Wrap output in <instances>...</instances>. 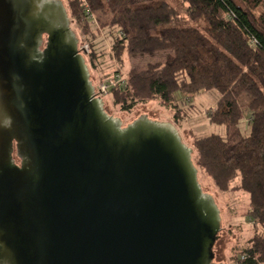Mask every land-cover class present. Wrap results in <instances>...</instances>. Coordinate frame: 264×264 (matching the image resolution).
Wrapping results in <instances>:
<instances>
[{"label":"water","instance_id":"1","mask_svg":"<svg viewBox=\"0 0 264 264\" xmlns=\"http://www.w3.org/2000/svg\"><path fill=\"white\" fill-rule=\"evenodd\" d=\"M90 75L64 0H0V264H223L193 147Z\"/></svg>","mask_w":264,"mask_h":264},{"label":"trees","instance_id":"2","mask_svg":"<svg viewBox=\"0 0 264 264\" xmlns=\"http://www.w3.org/2000/svg\"><path fill=\"white\" fill-rule=\"evenodd\" d=\"M264 0H68L71 19L91 44L89 61L97 66L103 46L120 64L125 57L169 51L162 61L115 71L107 95L131 112L158 100L174 110L198 94L220 98L209 121L224 125L239 139L193 130V162L216 187L250 195L248 215L257 229L236 264H264ZM89 12L96 24L88 21ZM105 43V44H104ZM110 81V80H108ZM250 130L242 135V123Z\"/></svg>","mask_w":264,"mask_h":264},{"label":"rangeland","instance_id":"3","mask_svg":"<svg viewBox=\"0 0 264 264\" xmlns=\"http://www.w3.org/2000/svg\"><path fill=\"white\" fill-rule=\"evenodd\" d=\"M67 11L68 10V0H64ZM264 11V3L261 4L255 10L256 14H260ZM70 16V11H69ZM72 28L77 33L79 38V48L80 50L87 46L89 51L83 53L86 56L88 66L90 67V77L93 80L95 88L100 85L102 81L111 79L115 71L120 70L125 76L131 68H145L151 62L162 61L168 57L169 51H159L158 53H146L136 56L125 57L122 64L116 61L111 54V47L104 45L103 51L100 52V57L97 59V66H93L89 61V52L91 51V44L88 40L89 35H85L81 32V29L76 25V23L71 19ZM105 44V43H104ZM220 94L216 91H209L198 94L187 99L185 103H182L183 108L188 109V113L184 118L180 120L174 119V110L161 105L158 100H153V102L142 103L133 108L131 112L124 111L120 106H116L112 103L111 99L103 97L105 99V109L110 112V114L115 117H120L124 125L130 124L133 119L138 118L142 113H147L148 117L152 120L156 119L159 121H171L180 130L183 141L188 145H193V140L189 135V131L193 130L196 133L211 134L216 133L219 135H228L230 138L239 139L235 133H228V128L224 125H217L209 121L207 114L210 108L214 107ZM250 126H248V121L244 119L242 123V135L248 134ZM199 182L202 185L205 192L214 195L216 203L220 208V216L222 218L221 225L222 230L219 233V237L216 239L215 245L213 247V252L215 254L213 261L220 262L223 264H236L235 259L240 254L243 247L249 241L257 229L254 222L251 221L248 215L251 205L250 195L243 191H220L215 184L209 179V177L204 173L199 171ZM231 229V230H230Z\"/></svg>","mask_w":264,"mask_h":264},{"label":"built area","instance_id":"4","mask_svg":"<svg viewBox=\"0 0 264 264\" xmlns=\"http://www.w3.org/2000/svg\"><path fill=\"white\" fill-rule=\"evenodd\" d=\"M88 21H90V23L92 24H96L98 21H96V18L94 16V14H92L91 12H89V16H88ZM86 51H89L87 46H85ZM85 49H81L80 52L83 54L85 53ZM110 80V81H108ZM114 83V81H111V79H107L105 81H102L100 83V85H98L97 87V94L104 97L105 95H107L108 90H109V86ZM102 90V91H101Z\"/></svg>","mask_w":264,"mask_h":264}]
</instances>
